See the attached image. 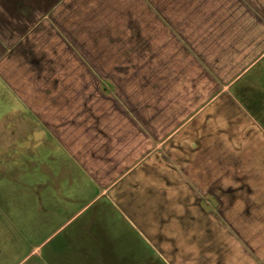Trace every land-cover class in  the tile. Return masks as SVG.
Masks as SVG:
<instances>
[{
	"label": "crops",
	"instance_id": "1",
	"mask_svg": "<svg viewBox=\"0 0 264 264\" xmlns=\"http://www.w3.org/2000/svg\"><path fill=\"white\" fill-rule=\"evenodd\" d=\"M143 249L264 261V0H0V264Z\"/></svg>",
	"mask_w": 264,
	"mask_h": 264
},
{
	"label": "rangeland",
	"instance_id": "2",
	"mask_svg": "<svg viewBox=\"0 0 264 264\" xmlns=\"http://www.w3.org/2000/svg\"><path fill=\"white\" fill-rule=\"evenodd\" d=\"M164 30V27H162V31ZM160 31V29H159ZM146 75L144 74V71H142V74H141V80H142V98L145 99V98H148V96L150 95V90L148 89V85H147V82L145 80V77ZM146 82V83H145ZM144 83V84H143ZM145 87V88H144ZM14 191L15 193H20V187L19 186H15L14 187ZM143 252H145V249L142 250V264H146V262H148V264H164V260L162 258H160L159 254H158V258L157 259H154V256L151 255L149 258H151L150 260H146V257L145 255L143 254ZM263 262V261H262ZM261 262V263H262Z\"/></svg>",
	"mask_w": 264,
	"mask_h": 264
},
{
	"label": "water",
	"instance_id": "3",
	"mask_svg": "<svg viewBox=\"0 0 264 264\" xmlns=\"http://www.w3.org/2000/svg\"><path fill=\"white\" fill-rule=\"evenodd\" d=\"M260 264H264V261L262 263H260Z\"/></svg>",
	"mask_w": 264,
	"mask_h": 264
}]
</instances>
